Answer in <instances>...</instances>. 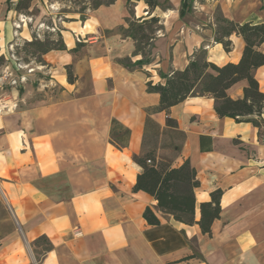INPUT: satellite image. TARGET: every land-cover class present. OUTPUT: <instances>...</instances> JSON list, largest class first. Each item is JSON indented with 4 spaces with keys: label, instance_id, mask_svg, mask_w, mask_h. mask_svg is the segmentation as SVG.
<instances>
[{
    "label": "crops",
    "instance_id": "obj_1",
    "mask_svg": "<svg viewBox=\"0 0 264 264\" xmlns=\"http://www.w3.org/2000/svg\"><path fill=\"white\" fill-rule=\"evenodd\" d=\"M17 1L0 0V57L5 59L18 42L43 34V19L62 15L58 0H32L26 15L14 10ZM189 4L181 15V0L153 10L143 1L130 7L127 0H116L82 19L73 13L57 24L66 50L47 52L35 66L46 74L37 89L46 100H32L27 86L22 96L0 107V205L7 213L0 222L12 226L0 236V264H264V131L258 135L249 123L218 118L211 96L189 97L169 113L185 134L172 166L188 160L195 169L197 207L212 192H222L211 235L198 225L174 222L154 209L152 197L132 190L141 171L133 157L141 151L146 109L159 103L146 83L163 84L161 75L183 70L200 50L217 66L239 61L240 36H230L229 52L215 42L216 8L235 23L264 22L250 17L262 11L260 0ZM151 17L159 21L147 61L135 65L143 57L134 55L135 42L119 29H126L128 20ZM77 44L78 51L70 53ZM124 59L133 67L122 64ZM254 78L264 92V66ZM52 85L57 91L46 92ZM245 86L241 81L227 95L239 99ZM151 118L164 127V113ZM112 120L129 130L117 143ZM147 206L159 225L143 219ZM40 237L49 241L50 251L34 245ZM34 252L40 259H32Z\"/></svg>",
    "mask_w": 264,
    "mask_h": 264
},
{
    "label": "trees",
    "instance_id": "obj_2",
    "mask_svg": "<svg viewBox=\"0 0 264 264\" xmlns=\"http://www.w3.org/2000/svg\"><path fill=\"white\" fill-rule=\"evenodd\" d=\"M72 2V0H68ZM83 3L85 0H73ZM90 9L113 4L116 0H89ZM143 1L149 10L161 6L159 0H127L131 7L133 2ZM11 0H8V4ZM32 0H18L14 6L17 13H26L30 9ZM86 8V7H85ZM83 7L82 9L85 10ZM169 8V6H164ZM186 0L181 1L180 14L188 10ZM83 13V11H81ZM159 19L128 20L126 29L120 28L125 36L135 42L134 55H141L142 60L135 65L145 64L147 51L155 33V26ZM215 42L222 45L225 52L230 51V36H240L244 42L241 57L237 63H227L217 66L207 61L203 50L194 53L192 59L183 70H173L166 75H161L164 83H146L149 93L159 95V103L156 107L146 109V119L139 155L133 157L134 163L141 169L137 174L133 192H144L154 199V209L164 215H168L176 223L184 225H198L202 234L211 235L213 222L220 215V198L222 192L214 191L210 194V200L199 204L197 207L195 189L200 183L196 178V171L185 160L180 166H172V158L177 155L185 141V134L178 128L177 122L169 117L170 109L189 97L211 96L214 100V111L218 118H229L235 123H249L258 129V135L264 131V92L260 91L258 82L254 78V71L264 66V22L235 23L224 17L216 19ZM150 33V34H149ZM45 34L43 40L33 38L25 42L24 50L37 57V62L42 63L41 56L52 50H66L59 31L54 34ZM80 48L69 50L75 53ZM30 49V50H29ZM32 50V51H31ZM126 67H133L129 59L121 61ZM67 82L72 84L74 76L70 67H66ZM245 81L243 95L239 99H232L227 91L237 83ZM157 113L166 115L164 127L158 125L151 116ZM129 130L112 120L111 137L117 143L121 138H126ZM170 151V157L158 156V151ZM196 208L199 210V219L196 220ZM143 219L150 226H157L160 220L152 208L147 206L143 212ZM35 246L43 247V251H50L52 246L45 237H40L34 242ZM193 257V256H192ZM191 258V257H188Z\"/></svg>",
    "mask_w": 264,
    "mask_h": 264
},
{
    "label": "rangeland",
    "instance_id": "obj_3",
    "mask_svg": "<svg viewBox=\"0 0 264 264\" xmlns=\"http://www.w3.org/2000/svg\"><path fill=\"white\" fill-rule=\"evenodd\" d=\"M51 0H48L50 2ZM61 2V6L59 8L58 13H62L61 17L58 19L53 20L52 18H45L42 20L43 25L40 27L43 29V34L41 36H34L37 39L43 40L45 38V34L52 33L53 36L51 38H56L54 34H56L58 30L57 24L61 20H65V16L69 14H78L82 19L85 14H88L90 9V1L85 0L83 3H78L72 0V2L68 0H58ZM182 1V0H181ZM263 9L260 13L256 15L252 14L250 17L252 20L256 22L264 21V0H260ZM161 7L168 5V0H159ZM187 5L189 4V0H186ZM169 6V5H168ZM85 8L83 10L82 8ZM165 9V8H164ZM83 11V13H81ZM35 12V11H34ZM26 15V13H23ZM223 17L219 8L213 13L212 20H214V24L216 25V19ZM51 29H54L53 31ZM150 34V33H149ZM33 40V39H32ZM25 42H18L16 46H12L9 48V56H6L8 59H5L3 56L0 57V107L10 104V100L12 96H22L25 93L26 87L30 86L33 91L31 92L32 100H46V95L44 91L38 92L37 89H41L39 86L40 80L46 78V74H41L35 69L37 66V57H32L30 53L24 50ZM148 48H146L147 51ZM30 50V49H29ZM32 51V50H31ZM39 66V65H38ZM55 90L57 88L52 85L49 86L46 92ZM33 93V94H32ZM50 96V93H48ZM16 98V97H15ZM166 154L163 152L160 154V157H170L172 153L170 151H165ZM6 210L3 209V206L0 205V219L6 218ZM10 213V212H9ZM10 215V214H9ZM15 227V226H13ZM12 229V226L8 222H0V236L3 234L8 233ZM2 237L0 238V241ZM32 259H40V255L38 253L31 254Z\"/></svg>",
    "mask_w": 264,
    "mask_h": 264
},
{
    "label": "built area",
    "instance_id": "obj_4",
    "mask_svg": "<svg viewBox=\"0 0 264 264\" xmlns=\"http://www.w3.org/2000/svg\"><path fill=\"white\" fill-rule=\"evenodd\" d=\"M52 31L54 30V29H51ZM81 233L79 232V231H76L75 232V235L77 236V235H80Z\"/></svg>",
    "mask_w": 264,
    "mask_h": 264
}]
</instances>
